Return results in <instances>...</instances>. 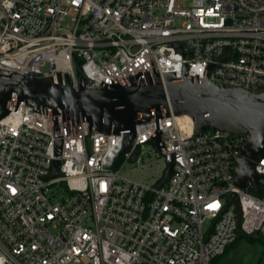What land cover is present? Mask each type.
<instances>
[{
    "label": "built area",
    "instance_id": "built-area-1",
    "mask_svg": "<svg viewBox=\"0 0 264 264\" xmlns=\"http://www.w3.org/2000/svg\"><path fill=\"white\" fill-rule=\"evenodd\" d=\"M184 68L264 90V0H0V69L68 75L77 89L80 75L130 85ZM14 100L0 120V264H216L240 238L264 241V156L258 184L234 182L247 135H194L163 114L136 125L123 153V132ZM157 131L165 163L153 184L113 168Z\"/></svg>",
    "mask_w": 264,
    "mask_h": 264
},
{
    "label": "water",
    "instance_id": "water-1",
    "mask_svg": "<svg viewBox=\"0 0 264 264\" xmlns=\"http://www.w3.org/2000/svg\"><path fill=\"white\" fill-rule=\"evenodd\" d=\"M60 73L56 81L52 76L20 74L0 69V120L10 110L11 100L15 106L21 101L38 110L52 109L54 114L69 111L78 119H86L90 126L103 133H124L122 152H129L135 137L136 125L148 122L162 115H188L193 124L194 135H202L209 130H223L236 135H247L241 146V155L235 160L234 182L245 188L248 181L259 183V175L254 171V162L264 156V90L253 92L239 87L219 86L207 77L195 81L186 74L180 78L167 73L163 80L156 77L147 83L102 85L87 84L83 75L79 76V86L72 87L68 75ZM158 151L163 147L160 132L152 138ZM61 152V142L55 145V154ZM137 150L133 151L135 160ZM54 173L59 161L54 160ZM173 162H167L161 186L172 173ZM237 201L236 193L230 194Z\"/></svg>",
    "mask_w": 264,
    "mask_h": 264
},
{
    "label": "rangeland",
    "instance_id": "rangeland-1",
    "mask_svg": "<svg viewBox=\"0 0 264 264\" xmlns=\"http://www.w3.org/2000/svg\"><path fill=\"white\" fill-rule=\"evenodd\" d=\"M137 150L143 165L123 156L118 171L122 176L153 184L162 173L165 160L152 141L140 145ZM263 260L262 238L243 237L230 246L228 251L216 260V264H262Z\"/></svg>",
    "mask_w": 264,
    "mask_h": 264
},
{
    "label": "trees",
    "instance_id": "trees-1",
    "mask_svg": "<svg viewBox=\"0 0 264 264\" xmlns=\"http://www.w3.org/2000/svg\"><path fill=\"white\" fill-rule=\"evenodd\" d=\"M78 74H79V71H78ZM180 119H182V120L186 121L187 123H190V124H191L190 119L187 118V117H180ZM121 158H122V157H119V159L116 161V163H115V165H114V167H113L115 170L118 169V167H119V165H120V163H121V161H120ZM240 239H241V238H240ZM237 241H238V240H236L233 244H235ZM233 244H231L230 246H232ZM230 246L226 249V251H225L222 255H224V254L228 251V249L230 248ZM222 255H221V256H222ZM219 257H220V256H219ZM219 257H218V258H219ZM218 258H217V259H218ZM217 259H216V260H217Z\"/></svg>",
    "mask_w": 264,
    "mask_h": 264
},
{
    "label": "bare ground",
    "instance_id": "bare-ground-1",
    "mask_svg": "<svg viewBox=\"0 0 264 264\" xmlns=\"http://www.w3.org/2000/svg\"><path fill=\"white\" fill-rule=\"evenodd\" d=\"M180 117H187V118H189L190 121L192 122L191 118H190L188 115H180V116L178 117L179 121H180L182 124H185L186 126L189 125L190 123H187L186 121L180 119Z\"/></svg>",
    "mask_w": 264,
    "mask_h": 264
}]
</instances>
